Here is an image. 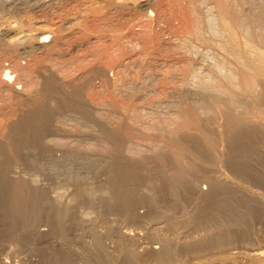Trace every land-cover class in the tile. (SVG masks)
<instances>
[{"label": "bare ground", "instance_id": "obj_1", "mask_svg": "<svg viewBox=\"0 0 264 264\" xmlns=\"http://www.w3.org/2000/svg\"><path fill=\"white\" fill-rule=\"evenodd\" d=\"M102 1L14 4L61 23L0 38V241L39 256L24 264H184L238 243L259 257L264 1ZM212 45L225 59L204 77Z\"/></svg>", "mask_w": 264, "mask_h": 264}, {"label": "rangeland", "instance_id": "obj_2", "mask_svg": "<svg viewBox=\"0 0 264 264\" xmlns=\"http://www.w3.org/2000/svg\"><path fill=\"white\" fill-rule=\"evenodd\" d=\"M1 2H0V4L1 5H3L4 6V13L3 12H1L2 11V9L0 10V38L1 39H3V41L4 42H9L10 41V43H13V42H11V41H14V43H19L21 46L22 45H25L26 44V42L28 41V38L30 37V36H34L35 34H37L39 31L38 30H40V28L42 29V28H44V29H49V30H51L52 28L53 29H55L54 28V26L56 27H58V25L61 23V22H58V21H53V20H50V19H48V18H44V19H46L45 21L43 20V21H37L35 18H32V16L31 15H29V14H26V15H23L22 16V14H19V13H17L16 11H15V9L13 8L14 7V4L15 3H17V0H16V2H14V1H11V0H0ZM7 1V2H6ZM24 1H26V2H29V1H31V0H18V2H24ZM88 2L86 3L87 4V6H89V5H96L95 3H98V1H99V3L100 2H104V1H102V0H97V1H95V0H87ZM113 1V0H112ZM116 1H120V2H124L126 5H128V4H130L131 6L132 5H134L135 4V2L137 3V4H135V7L138 5V3L141 1V0H116ZM115 1V2H116ZM131 1H134V2H131ZM237 1V0H236ZM234 2L233 1V3L236 5V7L238 8V10H239V6H242L243 4L245 5H243L242 7H240V9L241 10H244L245 8H247L246 6H248V5H246L244 2H241V3H239L240 1H237V2ZM251 1H254V2H260V1H264V0H251ZM4 2H6V3H4ZM10 2H12L13 3V5H12V3H10ZM203 2H204V0H203ZM210 2V0H206V2H204L203 3V5H205V4H208V3ZM11 4V5H9V4ZM128 3V4H127ZM134 3V4H133ZM238 4V5H237ZM240 4V5H239ZM9 5V6H8ZM6 6V7H5ZM8 6V7H7ZM0 7H2V6H0ZM3 8V7H2ZM13 8V9H12ZM244 8V9H243ZM240 10V11H241ZM7 11V12H6ZM74 12H75V10H73ZM212 12H214V9H212ZM243 12V11H242ZM14 14V16H12L13 14ZM11 14V15H10ZM79 15V14H81V13H79V12H75L74 14H72L71 16L73 17V16H76V15ZM77 15V16H78ZM12 16V17H11ZM19 19V21H21V19H22V21L21 22H19L18 21V19ZM35 19V20H32V19ZM48 19V20H47ZM47 21H49L50 22V24L47 22ZM76 20H72V22H75ZM40 22V23H39ZM44 22H46V23H44ZM56 22H58V23H56ZM18 23V24H17ZM51 23H52V25H51ZM17 24V25H16ZM24 25L23 27H21V28H24V30H28L30 27H33L34 29H32L33 31H30V30H28V31H24L23 29V31H21V28H19L18 27V25ZM26 25L27 26H29V27H26ZM38 27V28H37ZM28 28V29H27ZM36 28V29H35ZM38 29V30H37ZM37 31V32H36ZM5 32V33H4ZM32 34H31V33ZM36 32V33H35ZM34 34V35H33ZM30 35V36H29ZM28 36V37H27ZM27 37V38H26ZM24 39H25V41H24ZM27 39V40H26ZM7 40V41H6ZM20 40V41H19ZM16 41V42H15ZM18 41V42H17ZM211 47H213L212 49H211ZM216 47V48H215ZM219 46L218 45H212V46H209V47H207V48H210V50H207V48L205 49V50H207V52L208 51H210V52H212V53H206V52H204L203 51V47H201L202 48V52H203V54H201L202 55V57L200 56V53H202V52H200L199 53V51H198V57H200V58H205V59H202L203 60V62H204V64H203V66H202V69L201 70H203V71H201L200 72V75L202 76L203 74V76L205 77L206 75L205 74H209V70H205L204 68L206 67L207 68V66H209L210 68L211 67H213L212 65H214V67H216L217 66V64L219 63V65H221V63L220 62H223L224 61V57H222V54H219L220 53V49L218 48ZM201 48H199L200 50H201ZM213 49L215 50V51H213ZM217 49L219 50V51H217ZM25 50V51H24ZM20 51H22L21 52V54L22 53H26L27 52V54L29 53L28 52V48H26L25 49V47H24V49H21ZM217 52V53H216ZM204 53H205V55H204ZM24 54H22V55H24ZM207 54H209V56L207 55ZM218 54V55H217ZM21 55V56H22ZM26 55V54H25ZM24 55V56H25ZM207 55V57H208V59H210L209 61L207 60V57H205ZM219 55H221V56H219ZM24 56H22L23 58H24ZM28 55H26V57H27ZM204 56V57H203ZM211 56H213V57H211ZM214 56H217V58L215 57L214 58ZM222 57V58H221ZM212 58V59H211ZM224 58V59H223ZM215 61H214V60ZM216 59H219V60H216ZM223 59V60H222ZM211 60H212V62H211ZM220 60H222V61H220ZM219 61V62H218ZM209 62H211V63H209ZM215 62H218V63H215ZM206 64V65H205ZM204 67V68H203ZM208 67V68H209ZM209 68V69H210ZM202 72H204V73H202ZM206 72V73H205ZM194 87V88H193ZM195 87L196 86H192V88L194 89V90H196L195 89ZM59 139V138H58ZM220 167H222V166H220ZM223 168V167H222ZM222 168H221V170H222ZM224 169V168H223ZM38 181L39 182H42L43 181V177L41 176V175H38ZM41 178H42V180H41ZM202 181V180H201ZM201 181H200V185H202V187L201 188H203V184H204V187H206L207 185L205 184V183H201ZM45 182H47V180L45 181ZM202 182H204V181H202ZM246 183V182H245ZM248 184H250V185H248ZM246 186L248 185L249 186V189H252V190H258V188H255V187H257V186H255V185H253V184H251V183H246L245 184ZM247 186V187H248ZM255 186V187H254ZM253 187V188H252ZM70 189V188H69ZM69 189H58L57 191H51L50 193L52 194V195H54V196H56V195H58V194H61L62 195V200H65L66 199V197H67V193H68V191H69ZM63 192V193H61V192ZM259 191L260 192H263L264 191V189H263V191H262V189H260L259 188ZM59 192V193H58ZM56 193V194H55ZM64 198V199H63ZM141 206V205H140ZM188 208H189V205L187 204L186 205ZM138 208V210L136 209V211L139 213H144V210L146 209L145 208V206H141L140 208L139 207H137ZM141 209H144V210H142L141 211ZM83 211H85V212H88V213H86V215L87 214H89L90 213V215L89 216H86L84 213H83ZM80 215H81V217L84 215V216H86V219L88 220V218H89V220H91V219H94L95 218V214L93 213V212H90L89 210H86V208H84L81 212H80ZM92 215H94V216H92ZM111 215H113V216H111ZM110 216H109V222H110V225L112 226V225H114V226H118V227H115V228H120L121 230H125V229H130V228H132V229H139V226H134V224L132 225L131 223H129V222H127L126 220H124V221H126V222H124V221H120V220H122V219H118L119 217L118 216H116V214H111ZM115 216V218H113ZM88 217V218H87ZM110 217L112 218V219H110ZM84 219H85V217H84ZM115 219V220H114ZM115 221V223H113V221ZM42 223V224H41ZM40 223V225L39 226H41L40 227V229H48L49 228V226L48 225H46V223L45 222H41ZM119 223V224H118ZM258 223H259V225H258ZM116 224V225H115ZM123 224V225H122ZM43 225V226H42ZM100 225L102 226L101 227V229H100ZM99 226H98V229H100V230H103V225L102 224H100ZM121 225H122V227H121ZM127 225H129V226H127ZM255 225H257V226H255ZM45 226V227H44ZM46 226H48V227H46ZM125 226V227H124ZM127 226V227H126ZM134 227V228H133ZM254 228H255V233H256V235H260V237H258V236H256L255 234H254V237H255V239H254V243L255 244H258L259 243V245L261 244V241L262 242H264V224H263V222H259V221H256V222H254ZM261 228V229H260ZM127 229V230H128ZM259 229V230H258ZM263 230V231H262ZM258 231V232H257ZM142 232V231H141ZM198 232V231H197ZM262 232V233H261ZM262 235V236H261ZM256 238H258V239H256ZM260 239H262V240H260ZM6 240V239H5ZM4 240V241H5ZM256 240H257V242H256ZM3 241V242H4ZM260 241V242H259ZM1 242V241H0ZM3 242H1L0 243V259H2V261H3V259L5 258V261H6V263L7 264H20V263H22V264H24V262H25V260H26V262H31L32 260H34L35 261V259L36 258H38L39 259V256L37 255V254H35L33 251H27V249L25 248V249H23V247H22V250H24V251H22L20 248L21 247H18V246H16V243L14 242V241H12V245L9 243V242H11V240L10 239H8V240H6L5 242H6V244H4ZM7 243H9L10 244V247H11V249H10V247H9V245L7 244ZM14 243V244H13ZM4 244V245H3ZM239 244V243H238ZM238 244H234L233 246L231 245L230 247H232L231 249H229L231 252L238 246ZM6 245V246H5ZM14 245V246H13ZM241 245V246H240ZM262 245V244H261ZM5 247V249H4V247ZM13 246V247H12ZM245 246V247H244ZM263 246H264V243H263ZM263 246L261 247L260 246V248L261 249H263ZM14 247H17L16 249L17 250H15V248ZM239 247H242V250H240L241 248H239ZM239 247L238 248H236L234 251H236V250H238V251H236L235 253H234V256H232V255H230L229 254V250L227 249V248H229V247H227L226 249L225 248H220V249H212V250H209V251H206V252H204L205 254L204 255H202V254H199V255H197V256H195V257H193L194 255H192V256H188V257H186V260H184V261H187V262H184V264H235L234 263V260H235V262H236V264L238 263V264H254V262H255V264H264V252H262V254L259 256V257H257V258H251V257H248V255H246V250H248V247L246 246V245H244V244H239ZM12 248H14V249H12ZM234 248V249H233ZM9 250H13V251H10L9 252ZM19 250H21L22 252H20ZM218 250V251H217ZM245 250V251H244ZM7 251V252H6ZM16 253H15V252ZM226 251H228V252H226ZM244 251V252H243ZM14 252V253H13ZM19 252V253H18ZM25 252L26 253H28V254H34V255H28V254H25ZM33 252V253H32ZM209 252H211V253H209ZM216 252H218V253H216ZM240 252H243V254H241ZM11 253H13V254H11ZM18 253V254H17ZM22 253V254H21ZM226 253H228V254H226ZM8 254V255H7ZM214 254V255H213ZM217 254V255H216ZM239 254V255H238ZM36 255V256H35ZM229 255V256H228ZM242 255V256H241ZM10 256H13V257H10ZM16 256H20V260H19V258L18 257H16ZM22 256V257H21ZM27 256H31L30 257V259H31V261H30V259H29V257H28V259H26V257ZM232 256V257H231ZM240 258H242V259H240ZM246 256V257H245ZM192 257V258H191ZM236 257H238V258H236ZM11 258V259H10ZM188 258V259H187ZM231 258H233V260H232V262H231ZM235 258V259H234ZM13 259H15V260H13ZM218 259H220V260H218ZM237 259H239V260H237ZM244 259V260H243ZM248 259H250V260H252V261H250L249 260V262H248ZM254 259V260H253ZM261 259V260H260ZM20 262V263H17L18 261ZM245 260L247 261V262H245ZM4 261V262H5ZM8 261V262H7ZM13 261H14V263H13ZM33 261V262H34ZM37 261V260H36ZM193 263H192V262ZM229 261V262H228ZM244 261V262H243ZM262 261V262H261ZM25 262V263H26ZM191 262V263H190ZM251 262H253V263H251Z\"/></svg>", "mask_w": 264, "mask_h": 264}]
</instances>
